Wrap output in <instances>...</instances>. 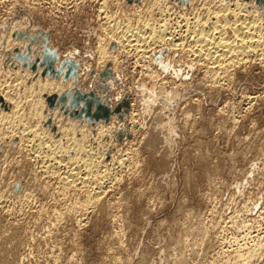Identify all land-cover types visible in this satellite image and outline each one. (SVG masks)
I'll list each match as a JSON object with an SVG mask.
<instances>
[{
    "label": "rangeland",
    "instance_id": "rangeland-1",
    "mask_svg": "<svg viewBox=\"0 0 264 264\" xmlns=\"http://www.w3.org/2000/svg\"><path fill=\"white\" fill-rule=\"evenodd\" d=\"M241 21L264 0H0V264H264V57L190 51Z\"/></svg>",
    "mask_w": 264,
    "mask_h": 264
},
{
    "label": "bare ground",
    "instance_id": "bare-ground-1",
    "mask_svg": "<svg viewBox=\"0 0 264 264\" xmlns=\"http://www.w3.org/2000/svg\"><path fill=\"white\" fill-rule=\"evenodd\" d=\"M236 5H237V3H236ZM238 6H239V4H238ZM238 9H240V8H238ZM233 23H231V24L228 25L230 27V29L232 30V32H233L232 39L230 38L231 40L229 38H226V36H224V33L222 32V30L224 29V26H223V29H222V26H221L222 24L219 25L220 23L219 24L218 23H215V24L211 25L212 30L211 31H206V32H204L205 31L204 30L205 26H203L204 23L202 25H200V24L196 25L195 24V26L193 27V29L190 31V36H192V38H191L192 40L191 41L193 42V46H194V49L190 46L191 49L193 50V51L192 50H190V51H191L192 54H194V56L197 58V60L199 58L200 61H203V62L208 63V64H214V65L215 64H221L220 66H224L225 65L224 63H226V64L227 63L228 64L232 63L233 64L234 62L241 61L242 60V57L244 58V56L247 55V54L250 55V56L253 55L255 57H260V58L264 57V29L259 26L260 24L258 25L256 21H248V22L247 21H243V22L241 21V22H239V24H235V23L233 24ZM146 29L148 31L147 34L144 32L145 30L144 31H140V32H137V30L136 31H132V30H129V29L128 30H125V31H120L119 34L116 36L117 37L116 39L122 41V43H125V45L127 47H130V48L133 47L132 49H135L134 47H135L136 43H139V42L141 44H143L142 42H145L146 43L147 41H149V42L150 41H153V42L154 41L155 42L156 41L157 42L160 41V39H162V35H164V34L161 33V31L163 33L165 31V30L159 31L160 29L157 30V31L156 30H153V29H151L150 25L148 26V24L146 26ZM131 38H132V40H131ZM192 42H191V44H192ZM237 42H239L240 44H242L244 46L243 47H237L236 46L237 44L235 45V43H237ZM140 43L137 44V45H140ZM9 46L10 45H8V47ZM19 46L21 47L22 45H19ZM136 49H138L137 46H136ZM34 54H36V53H34ZM28 57H29L28 55H27V57H25V56H21L19 54V59L21 61L23 60V62H24V60L25 61L28 60L29 59ZM245 57H247V56H245ZM41 63L42 64H40V65H45V63H43V62H41ZM222 64H224V65H222ZM63 65H65V63H63ZM218 67H219V65H218ZM53 70H54V68H53ZM46 71H47V69L44 71V73H46ZM44 73H42V74H44ZM49 73L52 74L51 72H49ZM38 85L39 86H37L38 87L37 92L40 95H42V94L45 93V94H47L49 96L51 94H57V95H59L63 90H65L66 88H68L71 84L69 83L68 85H66V86L64 85L63 86L61 84H54V83H49L47 81H44L43 83L41 82ZM3 94H4L5 100L12 101L14 107L15 108L18 107L17 106L18 105V101L13 98L14 96L11 97L10 93H3ZM73 95H74V91L73 92L66 93V94H61L59 97H56V96L48 97L47 98V101L49 103V107L50 108H53V107H59L60 105H64L63 103L66 102V99H69V103L70 104L71 103L74 104V102L72 100ZM64 99H65V101H64ZM5 100L4 99H1L0 100L1 101L0 103H2V105L4 107L6 105L8 106V103L6 104V101ZM38 102H40V101H38ZM82 103L84 104L85 107L82 109V111L80 113H77L75 110H73L74 114L77 113L79 115L78 118H80L81 115L84 114V113H85V116H86V110L85 109L87 107H86V104L84 102H82ZM79 105L77 106V108L79 107ZM74 109H76V108H74ZM13 114H15V113H13ZM7 115L8 114H6V116ZM6 116H4V117L6 118ZM12 116H15V115H12ZM103 116L104 115H101V114H92L91 115V118H95V119L98 118L99 119L100 117H103ZM98 119H96V120H98ZM74 145H75L74 143L70 144L71 147H74ZM85 166H84L85 168H89L90 167V166H88V164L85 165Z\"/></svg>",
    "mask_w": 264,
    "mask_h": 264
},
{
    "label": "water",
    "instance_id": "water-1",
    "mask_svg": "<svg viewBox=\"0 0 264 264\" xmlns=\"http://www.w3.org/2000/svg\"><path fill=\"white\" fill-rule=\"evenodd\" d=\"M57 58V57H56ZM55 60V59H54ZM54 62V61H53ZM55 63V62H54ZM53 63V64H54ZM56 76L58 77L59 76V72H57L56 73ZM68 78V75L66 74V76H65V79H67ZM73 78H74V80H76V76L74 75L73 76ZM108 108H105V110H106V114L104 115V119H100V120H105V123H109V121H110V115H111V111H109V110H107ZM97 119V118H96Z\"/></svg>",
    "mask_w": 264,
    "mask_h": 264
}]
</instances>
